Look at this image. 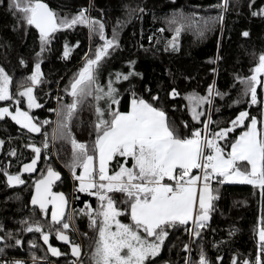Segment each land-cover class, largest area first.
Here are the masks:
<instances>
[{
    "label": "snow or ice",
    "instance_id": "snow-or-ice-1",
    "mask_svg": "<svg viewBox=\"0 0 264 264\" xmlns=\"http://www.w3.org/2000/svg\"><path fill=\"white\" fill-rule=\"evenodd\" d=\"M0 4L14 21L11 31L23 37L34 31L37 44L31 71L15 81V92L12 91L14 77L0 65V102H3L0 120L7 118L18 126V137L23 140L27 136L29 141L21 147L32 153L28 162L19 163L17 172L9 171V160L0 168V174L7 188L25 185L22 174H33L30 200L24 205L29 214L14 221L19 227L8 228L0 222V264H28L23 258L7 257V249L23 247V233H39V239L47 245L45 255L37 256L36 240H28L31 264H50L48 254L68 255L49 242L53 234L70 250L73 259L66 264H83L84 255L89 256L90 264H155L153 258L161 253L170 233L180 229L189 237L183 244L184 264H212L204 249L203 237L220 200V186L234 182L248 184L259 188L264 198V50L253 53L250 74H233L230 87L239 85V92L229 107L241 103L248 107L227 120L226 126H220V121L213 120L212 112L220 111L216 98L223 101L229 93L216 86L218 68L210 69L214 79L203 95L195 90L182 94L172 82L175 77L169 69H165L170 78L167 86L161 83L153 91L150 85H144L143 93L139 92L133 80L143 81L144 73L137 71L135 59L123 61L127 71L108 70L110 61L115 59L114 53L121 49L122 30L134 16L142 17L145 8L125 5L124 18H116L108 35L104 10L100 9L99 17L90 15L91 0L88 6L64 15L46 0H0ZM230 7H236L239 12L232 0H218L209 5L210 9L217 10L214 16L201 15L197 10L185 13L175 9L163 18L171 33L163 42V52L178 53L184 33L204 39L217 25L222 33ZM247 7L251 17L264 19V0L259 4L257 0H247ZM77 26L87 28L89 49L82 56V65L64 85L63 94L58 89L51 97L56 106L48 111L56 119H40L32 115V110L44 107L35 93L46 83L42 71L44 54L51 51L58 32ZM157 31L163 33L166 29L161 27ZM241 36L249 37L250 32L244 30ZM96 38L99 43L93 49ZM153 39V35L148 36L149 42ZM221 43L217 39V55L209 57L208 63L219 64ZM79 46V40L74 44L65 40L59 58L70 59ZM139 47L148 53L153 45L145 47L139 43ZM155 47L159 51V42ZM7 48L11 45L7 44ZM18 64L27 67L22 56ZM104 71H107L106 80L102 78ZM125 95L128 96L126 110H121ZM178 97L186 103L172 104V110L186 109L191 121L199 125H193L190 134L188 121L181 120L178 124L169 115L167 104ZM253 106H257L258 115L252 114ZM86 109L89 119L85 128L82 113ZM49 127L50 132L46 130ZM74 129L87 131L88 139H80ZM238 129L243 130L238 135H230ZM33 134L43 137L39 145L33 142ZM12 139L8 137L7 143L11 144ZM5 144L6 140L0 138V149ZM61 152L65 153L64 167L73 181L72 200H79V194H84L95 199V206L90 199H85L82 207L72 208L66 193L53 190L62 180V173L48 161L50 155L60 158ZM5 155L17 157V148L9 147ZM40 159L45 161V166L37 176ZM15 199L19 201L21 197L17 194ZM37 210L44 222L36 219ZM122 217L128 222H123ZM78 218H86L89 228L96 233L87 253L72 236L79 234ZM236 231L230 228L228 238ZM253 231L254 256L241 258L233 252L230 264H264V214ZM82 235L88 238L87 233ZM226 242L217 241L212 246L218 248ZM193 243H198L195 260L191 256ZM216 264H223L222 256L216 257Z\"/></svg>",
    "mask_w": 264,
    "mask_h": 264
},
{
    "label": "trees",
    "instance_id": "trees-1",
    "mask_svg": "<svg viewBox=\"0 0 264 264\" xmlns=\"http://www.w3.org/2000/svg\"><path fill=\"white\" fill-rule=\"evenodd\" d=\"M47 3L61 15L65 13H74L79 7L88 6L90 0H46ZM93 8L90 15L99 17L100 9L104 10V18L107 24V34L111 35L112 24L115 23L117 17L124 18V6L129 5L133 8L140 6L145 8L142 17L134 16L131 21L124 27L121 32V49L114 53L115 59L110 61L108 70L122 69L123 61L129 59L137 60L136 69L144 73L143 81L133 80L139 92L143 93L144 85H150L153 91L157 90L159 84L167 86L170 83V78L166 74L165 69H169L174 75L175 79L172 81L179 91L183 94L195 90L203 95L207 86L213 82L214 74L210 71L211 68H218V74L215 76L216 86L221 91H226L229 96L223 101L216 98V106L220 108L219 112L213 110L212 117L215 121H220V126H226V121L234 117L242 108H247L248 105L241 103L232 105L231 101L237 98L239 92V85L230 87L233 83V74L240 73L242 75L250 74L249 70L254 64L253 53H259L264 50V19L251 17L247 7V0H232V3L239 7L237 12L236 7H230L225 20V29L221 33L217 25L212 31L206 34L204 39L194 38L191 33H184L181 36V49L178 53H164V41L167 40L171 33L167 30L163 18L171 14L175 9H180L185 13L197 10L201 15H216L217 10L210 9L209 5L216 4L218 0H91ZM261 0H257L259 4ZM199 8H195V6ZM155 17V19H154ZM14 23L11 16L4 11V6L0 4V65H3L6 70L14 77L12 91L15 92V81L21 80L31 71L33 62L34 50L37 49L35 42V33L30 31L26 37L22 34L18 35L11 31V25ZM164 27L165 32L160 33L157 29ZM248 30L249 37H242L241 32ZM153 35V41H148V36ZM217 39L222 41L219 52L222 59L219 64L208 63L209 57L217 55ZM74 44L77 40L80 41L78 49H74L70 59H60L63 51L64 41ZM11 48H7V44ZM159 42V51L155 45ZM95 43H99L98 38L95 39L92 47L94 49ZM139 43H143L145 47L153 45L151 51L145 53L140 47ZM89 49V38L87 28L77 26L75 29L63 30L55 35L51 46V51L44 54L42 62V71L45 76L46 83L35 90L39 103L44 105L41 109H33L32 115L40 119L55 120V114L48 111L49 108L56 106V101L51 99L57 94L58 89L62 95L64 85L68 83L69 78L77 71L78 67L82 65V56L85 51ZM7 50V54H5ZM155 54V55H154ZM23 57L27 61V67H20L18 58ZM190 77V79H185ZM102 78L106 80L107 71H104ZM59 82V83H58ZM127 85L125 84V87ZM163 95V93H161ZM128 96L125 95L122 100L121 110H126ZM3 102H0L2 105ZM186 102L178 97L176 100L167 104L169 115L179 122L185 120L189 122L188 134L195 122L191 121V117L186 109H178L173 111L172 104L183 105ZM21 107H25L21 104ZM253 115H258L257 106L251 109ZM84 127H87L89 113L86 109L82 113ZM199 126V125H195ZM215 126V125H214ZM18 126L10 119L0 120V138L6 140L3 149H0V168L5 167L10 160V172H17L19 170L20 162H28L31 158V150L21 147L22 144L28 143V138L25 136L23 140L18 137ZM51 131V128H46ZM80 139H88L87 131L81 132L79 129H74ZM238 129L234 134L238 135ZM185 130L181 125V132ZM8 137H12L11 144L7 143ZM43 140L40 134H33V142L39 145ZM9 147L17 148V157H7L5 153L8 152ZM56 147H60L57 142ZM51 151V149H50ZM65 153L61 152L60 158L55 155H50L48 163H51L58 171L62 173V180L58 183L56 190L66 193L69 197L72 208L83 206L85 199H90V202L95 206L94 198H89L84 194H79V200H72L73 182L68 170L64 167ZM45 166L42 159L41 166L35 175H39L41 168ZM62 166V167H60ZM115 163L112 167L115 168ZM26 181L23 186L14 188H7L4 182V176L0 174V222H4L6 227H19L14 221L22 216L28 215V211L24 209L29 201L31 195L32 177L22 176ZM220 200L217 202L216 211L213 213L210 220V227L205 230L203 237V245L208 258L212 264H216V257L222 256L223 264H230V258L233 252H237L244 256H254L255 241L254 228L262 214H264V198L261 197L260 189L253 188L251 185L245 184H224L220 186ZM21 199L17 201L16 195ZM11 198L7 199L6 198ZM30 208V206H29ZM36 219L41 218L36 212ZM123 222L127 223L126 217L121 218ZM77 227L79 229L80 243L83 245L84 252L87 253L95 239L96 233L89 228L86 218L77 219ZM237 229L235 235L229 239L228 231L230 228ZM215 230V231H213ZM87 233L88 238L82 234ZM24 245L22 248L7 249L8 258H23L29 259L28 240H36L38 247L34 249L37 256L45 255L47 247L42 240L39 239V233H23ZM189 241V237L184 233L183 229L170 233V237L162 247L161 253L155 260V264H184L183 244ZM217 241H227L218 248L212 245ZM53 245L56 242L53 240ZM198 243L192 244V259H196ZM63 253H68L67 256L52 257L48 254L49 259L56 261L58 264H66L71 260L69 249L66 245L59 247ZM83 264H90L89 256L82 257Z\"/></svg>",
    "mask_w": 264,
    "mask_h": 264
},
{
    "label": "flooded vegetation",
    "instance_id": "flooded-vegetation-1",
    "mask_svg": "<svg viewBox=\"0 0 264 264\" xmlns=\"http://www.w3.org/2000/svg\"><path fill=\"white\" fill-rule=\"evenodd\" d=\"M0 155H1V154H0ZM31 156H32V155H31ZM30 159H31V158H30ZM28 161H29V160H28ZM41 161H42V159H40V160L38 161V169H39L40 166H41ZM44 162H45V161H44ZM60 167H62V166H60ZM59 182H60V181H59ZM59 182H58V183H59ZM58 183H56V184L54 185V188H53L54 191H58V190H56V187H57ZM37 211H38V210H37ZM53 240L56 242L55 245L52 244ZM49 242L52 244V246L57 247V248H59L60 246H64V245L59 244V241L56 240L54 234H53V235H50V237H49ZM46 247H47V245H46Z\"/></svg>",
    "mask_w": 264,
    "mask_h": 264
},
{
    "label": "built area",
    "instance_id": "built-area-1",
    "mask_svg": "<svg viewBox=\"0 0 264 264\" xmlns=\"http://www.w3.org/2000/svg\"><path fill=\"white\" fill-rule=\"evenodd\" d=\"M73 182V181H72ZM73 236V239L77 242V243H80V237H79V234H72ZM71 259H73L71 257ZM50 261V264H58L56 261L52 260V259H49ZM28 264H31V261L28 262Z\"/></svg>",
    "mask_w": 264,
    "mask_h": 264
},
{
    "label": "water",
    "instance_id": "water-1",
    "mask_svg": "<svg viewBox=\"0 0 264 264\" xmlns=\"http://www.w3.org/2000/svg\"><path fill=\"white\" fill-rule=\"evenodd\" d=\"M37 171H38V168H37ZM37 171H36V173H37ZM36 173H35V174H36ZM32 175H33V174H29V173H23V174H22V176H29V177H32ZM58 182H59V181H58ZM58 182H57V183H58ZM13 188H14V187H13ZM30 196H31V195H30ZM29 200H30V198H29ZM29 206H30V205H29ZM30 207H31V206H30ZM49 218H50V216H49ZM59 244H61V245H65L63 241H59ZM66 246H67V245H66ZM68 249H69V248H68ZM69 252H70V250H69Z\"/></svg>",
    "mask_w": 264,
    "mask_h": 264
},
{
    "label": "rangeland",
    "instance_id": "rangeland-1",
    "mask_svg": "<svg viewBox=\"0 0 264 264\" xmlns=\"http://www.w3.org/2000/svg\"><path fill=\"white\" fill-rule=\"evenodd\" d=\"M225 184H230V185H232V184H242V185H243V183H238V182H234V183H225ZM245 185H248V184H245Z\"/></svg>",
    "mask_w": 264,
    "mask_h": 264
}]
</instances>
